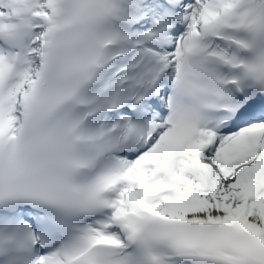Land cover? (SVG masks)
<instances>
[{
    "label": "snow or ice",
    "instance_id": "snow-or-ice-1",
    "mask_svg": "<svg viewBox=\"0 0 264 264\" xmlns=\"http://www.w3.org/2000/svg\"><path fill=\"white\" fill-rule=\"evenodd\" d=\"M0 264H264V0H0Z\"/></svg>",
    "mask_w": 264,
    "mask_h": 264
}]
</instances>
